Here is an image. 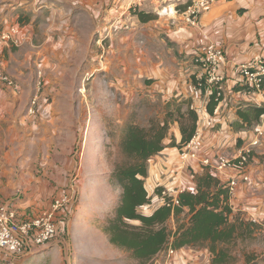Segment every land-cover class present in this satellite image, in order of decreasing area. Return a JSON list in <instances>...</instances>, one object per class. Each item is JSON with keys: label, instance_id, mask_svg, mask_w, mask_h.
<instances>
[{"label": "crops", "instance_id": "1", "mask_svg": "<svg viewBox=\"0 0 264 264\" xmlns=\"http://www.w3.org/2000/svg\"><path fill=\"white\" fill-rule=\"evenodd\" d=\"M99 2L102 4L101 8L98 7L97 0H0V33L11 26H19L21 33L29 36V41L27 40V43L20 47L7 45L8 47L3 51L5 56L3 53L0 56L2 68L18 83L14 87H0V166H16V169H18L17 166H33V156L36 157L35 161L38 166L63 165L61 156L70 153V150L67 149L70 143L67 140L73 137L70 131L73 129L72 124L76 119L72 117L70 120L67 116L63 117L57 110L58 101H50L46 96L38 95H36L38 97L36 111L29 112L25 116L27 100L22 99L24 90L22 87H26L28 82L27 71L30 68L28 59L32 56V45L35 42L39 44L35 51L39 56L45 55L62 60L63 63H67L69 59L86 58L91 52V40L94 37V29L97 28L96 18H100L101 12H104L103 7L107 3L110 4L112 0H99ZM151 2V6L157 10L159 15V19L154 20L157 29L151 32L158 37L159 50H162L158 54V62H156L157 65L152 74L154 78L157 75L150 87L153 90L148 91L156 92L157 99L161 97L164 101H170L171 97H180L179 100H191L196 107L204 109L203 119L199 121L198 125L204 145L203 153L209 156L213 163L216 162L219 149H223L224 152L227 150L225 153L228 155H235L239 150H237L239 142L235 138L246 139L249 137V133L230 132L228 123L241 120L238 111L248 105L264 106V90L249 92L237 83L240 79L238 67L244 62L250 61L261 51L259 38L261 30L264 28V0H231L213 3L202 12L197 25H192L187 21L186 10L191 6L190 4L182 6L183 10L179 8V5L185 0H152ZM105 10L107 11V9ZM107 16L103 14L102 19L108 20ZM126 20L121 15L114 22L116 28L121 27L118 23L124 26ZM105 24L104 22L103 25ZM147 24L148 22L144 24L146 28L149 27ZM140 31H143L142 25ZM162 34H166L170 40L173 39L178 44L167 46ZM108 36H112L111 32ZM133 37L134 33L131 31H123L116 38L124 43V50H126V43ZM46 42H50L52 48L45 49L44 45L40 44ZM211 44L225 49L227 58L225 65L218 71V75L223 78L221 84L224 98L217 106L215 115L207 112L209 88H213L212 85L203 80L205 83L203 89L194 88L198 78L206 77L207 72L196 61L194 55L196 50H204ZM39 56H37L36 62ZM123 56H126V53ZM40 61L42 63L44 59ZM71 69L76 75L80 72L78 67H71ZM39 71L43 72L42 69ZM50 76L46 72L44 73V83L50 82L54 90L56 87L52 83V76L50 80ZM40 77H43L41 73ZM39 80L40 84L43 80ZM59 80L56 78V82H60ZM12 104L14 110H9ZM53 106L56 107L54 111ZM36 126L39 127L38 130L33 131L32 128ZM171 126V131L174 132L176 141L179 142L182 139L180 125L175 121ZM36 134L43 139L41 146L35 144L36 138L33 135L36 136ZM33 144L35 148H33ZM33 150L36 153H33ZM176 155H179L178 147L166 146L163 151L151 158V167L146 181L150 192L153 193L157 186L165 183L164 181L159 182L160 178L157 180V174H161L163 166H170L171 161L178 159ZM191 166L194 168V173L189 169L185 173L182 171V174L178 173V177L173 179L174 182L172 181V184L175 185L174 188L181 191L185 188L196 189L195 174H202L206 168L197 162ZM232 173L234 171L228 169L225 173H221V176L223 174L232 175ZM250 173L251 183L240 186L237 193L231 198L233 210L231 222H236L234 215L241 211L246 213L247 220L251 219L249 222L261 223L264 221V142L255 149ZM48 177L51 176L48 175ZM179 179L182 181L181 184H179ZM168 190L171 192L170 188ZM51 194L53 196L52 191L47 192L46 195L51 196ZM42 196L40 195V197ZM45 199L48 201V198ZM4 200L0 193V203ZM12 200L7 204L17 211L20 218H23L22 215L26 209L23 205L26 202L23 203L24 200H21L14 204ZM31 201L29 199L28 202ZM160 203L161 201L156 199L152 206L141 209H145L144 213L150 214L153 208ZM65 213V209L60 210L57 214L58 220L59 215L64 216ZM171 220L174 221V218ZM171 227L176 230V226ZM102 235L108 242L99 245H96L98 237L94 236L93 242H91L90 235L83 237L86 239L84 241L88 242V247L82 248L85 251L84 255L94 260L90 264H130L131 262L125 258H118L121 251L125 250L112 244L106 233ZM58 251L56 245L52 248L49 243L39 246L36 250L40 256L49 252L50 257L58 254ZM111 254H117L118 261H110ZM136 262L138 263V261ZM263 263L264 260L261 264Z\"/></svg>", "mask_w": 264, "mask_h": 264}, {"label": "rangeland", "instance_id": "2", "mask_svg": "<svg viewBox=\"0 0 264 264\" xmlns=\"http://www.w3.org/2000/svg\"><path fill=\"white\" fill-rule=\"evenodd\" d=\"M151 1H147L137 9H129L125 0H112L110 4L107 3L103 7L105 13L102 11L100 18H96L97 28L94 29V37L91 40V52L86 58L69 59L67 63H63L62 60L45 55L39 56L35 52L39 44L33 43V53L28 59L30 68L27 73L29 78L27 77L26 87H22L24 89L22 99L27 100V107L24 111L25 116L30 112L29 108L33 98L38 95L40 97L46 96L50 101H58L57 110L60 114L63 117L67 116L70 120L72 117L76 120L72 124L73 129L70 131L73 137L67 140L70 143L67 147L70 153L61 156L63 165L38 166L35 161L36 157L33 156V166H17L18 169H16V166H0V193L1 197L5 199L0 205L11 202V199H13L14 204L24 200L23 203L26 202V204L23 206L26 209L23 212V218L19 217L21 220L39 216L50 210L57 199L64 200V198H67V202H63V206L60 208L61 210L65 209V215H59V220L57 216L58 236L49 242L52 248L56 245L59 253L54 254L53 257L49 256V252L40 256L36 252L38 248H35L31 253L21 258L19 264L93 263L94 260L89 256L86 257L84 255L85 251L82 250L83 247H88V242H85L86 239L83 237L84 235H90L91 242H93L94 236L98 237L96 245L108 242L102 234L106 233L104 228L114 217L115 209L122 194V189L112 179V173L118 164L125 161V156L121 150V141L127 128L132 124L153 127L155 124L168 120V110L173 107H180L182 110L187 109V103H182V100H179L180 97L174 96L169 100H174L176 103L182 104L181 106L178 104L169 106L170 101H164L161 97L157 99L155 97L156 92L148 91L152 89L150 87L157 76L154 78L152 74L156 68V62H158V54L162 50H159L160 41L158 42V37L151 32L157 29L154 20L159 19L157 10H154L151 6ZM197 1L185 0L179 5V8L183 10L182 6L192 5ZM228 1L231 0L220 2ZM97 4L101 8L102 4L99 0H97ZM176 9L178 10V6ZM103 14L108 15V20L102 19ZM121 15L123 19H127L126 23L124 26L118 23L122 28L120 26V28H116L114 22ZM104 22L105 25H103ZM147 22L148 28L144 26ZM141 25L143 31H140ZM123 31L134 33V37L126 43V50H124V43L116 38ZM110 32L112 36L107 37ZM162 38L167 46L178 44L175 40H170V37H167L166 34H162ZM26 43L24 42L19 46H9L17 48ZM40 44L44 45L45 49L52 48L50 42ZM6 47H8L7 43H0V56ZM223 50L225 52V49ZM199 51L196 50V52ZM125 53L126 56H123ZM3 54L5 56V53ZM37 56H39V59L36 62ZM42 59L44 61L41 63L40 60ZM174 66L176 67L175 64ZM71 67H78L79 74L73 73ZM41 69L43 72L39 71ZM0 70L7 73L1 64ZM45 72L52 76V83L56 87L54 90L50 82L44 83ZM40 73L43 77H40ZM56 78H59L60 82H56ZM39 79L43 80L40 84ZM0 87L6 88L7 86L1 82ZM9 110H14L13 104ZM54 110H56L55 106H53ZM175 116L176 114H174ZM235 123L236 120L231 124L228 123L230 132H248L243 128L237 129ZM260 123L261 119L251 125V130H254L256 125ZM63 126L66 127V125ZM38 128L36 126L32 129L37 131ZM171 129L172 126L168 137L164 140L166 144L168 143V147H174L170 145L171 137L174 136ZM250 135L249 133V137L246 139L243 137L235 138L237 142L240 140L242 142L237 150L249 141ZM33 137L36 138L35 144L41 146L43 139L39 138L37 134ZM201 142H203L202 138ZM258 146H261V144ZM258 146L254 148V153ZM33 148H35L34 144ZM203 148L204 145L202 144V150ZM225 152L223 149L218 150V154L228 156V153ZM33 153L36 152L33 150ZM177 156L178 159L171 161L170 166H163L161 174H157V180L160 178L159 182L164 181L165 188H170L171 193H175V195L181 190L174 188L173 179L178 177V173H185L186 170L193 168L191 165L196 164L195 160L190 161V159L183 162L179 155ZM152 170L154 171V169ZM203 173L198 175L196 173V179ZM48 175L51 177H48ZM152 181L150 180V182ZM181 183L180 180L179 184ZM150 188L152 189L151 186ZM185 190L189 189L185 188ZM50 191L53 192V196L52 194L51 196L46 195ZM40 195L43 196L40 197ZM45 198H48V201ZM29 199L32 201L28 202ZM141 210L144 211L145 209ZM245 216L244 211L234 215L237 222L242 221L243 223L237 230L236 236L225 245L228 254L226 264H247L248 259L257 262L255 264H259L264 260V221L257 222V225H254L249 222L251 219L247 220ZM189 217L190 214L183 213L180 218H175L174 221L170 219L169 227L173 229L171 226H176L177 228L178 225L188 222ZM131 223L138 224L139 222L131 221ZM188 248L192 249L191 251L199 249L193 245H189ZM125 251H121L118 258H125L131 262L130 264H142L133 258L131 252ZM118 258L117 254H111L110 261L116 262Z\"/></svg>", "mask_w": 264, "mask_h": 264}, {"label": "trees", "instance_id": "3", "mask_svg": "<svg viewBox=\"0 0 264 264\" xmlns=\"http://www.w3.org/2000/svg\"><path fill=\"white\" fill-rule=\"evenodd\" d=\"M204 87L203 82L202 88ZM221 99L222 97H217L216 90L209 95V114H214ZM182 103H187L186 110L173 107L168 110L169 119L166 118L168 120L153 127L132 124L127 128L121 141L125 161L118 164L112 173V179L120 186L122 194L115 215L104 230L112 244L131 252L133 258L142 264H151L169 244L175 249L189 245L198 248L203 246L207 248L209 264H226L228 254L225 245L236 236L243 222H231L232 196L224 174L221 176L220 172L204 166L206 170L197 177L196 189L179 192L176 196L178 203H175V193L166 189L164 184L157 186L153 193L147 188L149 162L167 146L164 140L169 135L171 123L177 121L182 134L179 142L175 136L171 137V146L181 148L196 133L199 115L192 109L191 100ZM176 104L178 103L174 100L169 102V106ZM263 113L264 106L248 105L238 111L241 120L235 126L237 125V129H250L251 125L261 119ZM241 143L240 140L239 145ZM252 156L254 157V151ZM191 170L194 173V168ZM156 199L161 203L150 214L141 210L143 207L152 206ZM183 213L190 214L188 222L178 225L176 230L171 229L170 219H178ZM131 221L139 223L132 224ZM251 223L257 225V222ZM255 263L257 262H252L251 259L247 261V264Z\"/></svg>", "mask_w": 264, "mask_h": 264}, {"label": "built area", "instance_id": "4", "mask_svg": "<svg viewBox=\"0 0 264 264\" xmlns=\"http://www.w3.org/2000/svg\"><path fill=\"white\" fill-rule=\"evenodd\" d=\"M147 1L150 0H125L129 9H137ZM220 1L222 0H198L187 8V21L192 25H197L202 12L213 3ZM28 39V34L21 33L19 26H11L9 29L2 31L0 35V43H7V45L12 46H19L27 42ZM259 46L261 51L250 61L244 62L238 67L240 79L237 83L249 92H262L264 89V28L261 30ZM194 56L196 61L207 71L206 77L198 78L197 85L194 88L203 89L204 80L213 87L209 88L210 94L216 90L217 97H222L221 103L224 98L221 84L223 78L218 75V71L227 61L226 53L221 47L211 44L206 49L196 52ZM0 81L9 87L16 85L14 78L1 70ZM37 98L36 96L32 100L29 108L31 113H34L37 109ZM191 107L197 112L199 121H201L204 116V109L196 107L193 102ZM247 131L251 134L250 139L238 150L237 155L222 156L218 154L216 162L213 163L211 158L203 153L201 131L198 125L191 141L179 148V157L183 162L190 159V161L195 160L203 167L208 166L220 173H225L228 169L233 170L232 175L224 174L227 175L228 188L233 197L240 186L251 183V157H253L254 148L262 144L264 139V113L261 116V123L256 125L254 130L250 128ZM176 196L175 203H178ZM63 202H67V198H64V200L57 199L50 210L27 220H21L17 211L10 205H0V264H19L20 259L31 253L35 248L54 240L59 232L57 214L61 210ZM199 249L197 251H191L192 249L188 247L175 249L169 244L153 259L151 264H209L207 248Z\"/></svg>", "mask_w": 264, "mask_h": 264}]
</instances>
